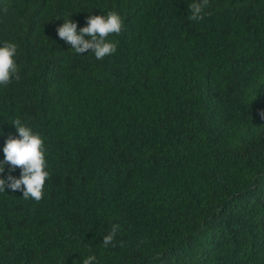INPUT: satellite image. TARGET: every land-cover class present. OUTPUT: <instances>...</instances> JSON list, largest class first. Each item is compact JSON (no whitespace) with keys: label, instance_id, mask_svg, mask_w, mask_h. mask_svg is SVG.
I'll use <instances>...</instances> for the list:
<instances>
[{"label":"trees","instance_id":"trees-1","mask_svg":"<svg viewBox=\"0 0 264 264\" xmlns=\"http://www.w3.org/2000/svg\"><path fill=\"white\" fill-rule=\"evenodd\" d=\"M190 3L0 0L20 75L0 85V161L19 118L50 174L39 202L0 192V264H264V0H209L200 21ZM109 11L103 60L58 36Z\"/></svg>","mask_w":264,"mask_h":264},{"label":"clouds","instance_id":"clouds-1","mask_svg":"<svg viewBox=\"0 0 264 264\" xmlns=\"http://www.w3.org/2000/svg\"><path fill=\"white\" fill-rule=\"evenodd\" d=\"M209 0H191L188 6L190 13L189 20L200 21L211 12H205ZM7 13L8 9L3 10ZM65 21V20H64ZM124 22L121 16L115 11H109L105 16L92 15L88 18L87 26L77 31V23L72 19L66 20L58 27V36L63 39L77 54H84L91 50L97 60H103L106 56L116 53L117 43L109 41L111 34H120ZM90 37L86 39L85 37ZM17 53L15 43L5 41L0 46V85L7 86L15 77L20 79L18 67L14 56ZM20 138L9 137L3 149L5 159L0 161V174H3L6 165H11L13 170L21 168V177L9 175L7 179L0 178V192L19 190L24 199H34L39 202L44 195L45 182L49 178L46 171L45 145L44 140L38 133L23 124L19 118L12 121ZM120 231L119 224H112L107 235L103 236L105 248L115 247V239ZM122 246V243H121ZM82 264H96L94 255L83 259Z\"/></svg>","mask_w":264,"mask_h":264}]
</instances>
